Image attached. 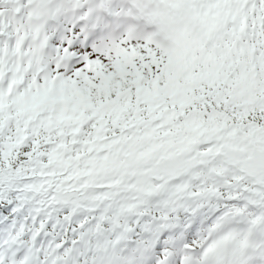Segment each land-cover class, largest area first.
Segmentation results:
<instances>
[{"label":"snow or ice","instance_id":"6c2138e0","mask_svg":"<svg viewBox=\"0 0 264 264\" xmlns=\"http://www.w3.org/2000/svg\"><path fill=\"white\" fill-rule=\"evenodd\" d=\"M0 264H264V0H0Z\"/></svg>","mask_w":264,"mask_h":264}]
</instances>
